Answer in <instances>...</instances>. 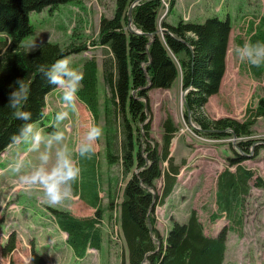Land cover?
I'll return each instance as SVG.
<instances>
[{
  "label": "trees",
  "instance_id": "obj_1",
  "mask_svg": "<svg viewBox=\"0 0 264 264\" xmlns=\"http://www.w3.org/2000/svg\"><path fill=\"white\" fill-rule=\"evenodd\" d=\"M78 1L0 0V156L12 146L10 137L25 123L15 119L7 106L9 86L17 79H24L29 95L23 110L31 113L30 123L41 122L45 117L46 97L55 88L47 84L39 67H49L56 60L86 48V45L74 44L63 48L57 43L45 42L37 51H27L22 41L33 29L30 13L46 8L53 11L61 4ZM114 1V14L112 17L101 16L99 36L94 41V45L104 48L103 89H99L97 61L90 58L82 65L84 79L78 95L96 124L100 113L105 115L109 210L116 204L120 183L124 182L119 225L128 257L121 264H229L225 261V252L228 232L232 228L227 225L216 236L207 235L199 214L191 210L186 222H173L165 239L156 228V207L165 203L174 191L185 163L176 164L171 156V142L179 130L171 116L162 123V143L151 136L149 92L151 89H169L179 82L184 92V116L187 121L197 124L196 133L211 139L240 138L237 145L230 143L234 156L228 158L227 166L217 178L220 214L240 223L238 209L244 197L249 195L252 186L264 187L263 179L242 164L250 155L258 156L264 150V138L254 139L252 129L258 118H264V97L245 120L208 119L202 113L209 98L217 94L222 85L231 20L213 16L199 23L183 19L176 25L164 22L165 30L161 35L157 24L162 6L160 0H138L131 15L128 11L136 0ZM174 3L172 0L171 8ZM129 22L133 28L127 27ZM258 28L259 32L257 30L249 41L264 42V30ZM252 69L257 74L263 72V66ZM78 160L83 161V194L98 197L96 175L102 173L98 157ZM116 168L118 171L114 176L113 169ZM161 178L159 191L157 181ZM78 185L76 182L75 186ZM52 211L58 227L67 234V242L76 257L84 258L89 249L100 251L104 236L97 227L103 216L99 207L93 217H77L60 209ZM214 218H220V215H214ZM16 247V233L13 232L2 247V255L10 257V264H13L11 254ZM27 264H46L44 256L33 244Z\"/></svg>",
  "mask_w": 264,
  "mask_h": 264
},
{
  "label": "rangeland",
  "instance_id": "obj_2",
  "mask_svg": "<svg viewBox=\"0 0 264 264\" xmlns=\"http://www.w3.org/2000/svg\"><path fill=\"white\" fill-rule=\"evenodd\" d=\"M160 1L165 3V7L162 6L159 9L157 19L159 31L165 29L164 22L176 25L182 19L199 23L213 16H218L220 19L230 18L233 28V45L229 53L225 76L219 92L209 98L202 113L208 119L231 117L245 120L248 118V115L257 109L259 100L264 97V66L263 72L255 73L250 65L238 59L235 49L249 42L250 37L257 30L259 32L258 27L264 30V0H179L172 9H169L172 0ZM114 11V0H80L61 4L53 11L46 8L41 12H31L30 24L33 29L23 39L22 45L29 52L37 51L45 42L57 43L63 48L71 44L86 45L84 51L63 58L69 59L71 67L81 74L83 63L87 59L95 58L100 69L99 89L102 90L104 85L101 79V67L104 48L94 45V41L99 36L101 16L112 17ZM165 13V17L162 18ZM129 26L131 22L128 23L127 27ZM160 34L162 35L161 32ZM183 93L179 82L169 89H151L149 92L151 136L156 142L162 143V123L171 116L179 127L171 142V156L176 164L182 161L185 163L178 175L173 194L166 199L165 203L156 207L154 213L156 228L165 239L173 222H186L191 210H196L207 235H217L226 225L232 228L227 238L228 246L225 255L227 263L264 264V187L252 186L249 195L244 197V202L238 209L241 224L234 223L235 221L229 219L224 213L220 214L217 202V178L227 166L228 158L234 156L230 143L237 145L240 138L230 136L223 139H211L196 133L194 128L197 124L187 121L184 116ZM60 108L59 100L56 104L53 98L51 100L50 96L46 97L45 117L41 121L42 124L37 123L36 128L42 126L41 130L45 135L55 131L54 116ZM64 124L67 128L61 125V129L66 134L65 142L72 149L86 130V126L96 123L92 113L79 99L78 111L70 115ZM68 124L71 126L69 129ZM96 125H99L104 133L105 115L102 112ZM252 129L254 139L258 141L263 139L264 118H258ZM104 147L103 134L95 153L98 163H107ZM22 151H26L23 146L12 147L4 158L0 157V169H4L7 163H12L17 153ZM10 157L11 159H8ZM27 160L31 163L25 171L38 163L37 154H29ZM78 162L83 163L81 160ZM242 164L264 181V150H261L258 156L250 155ZM104 166L102 164L103 169L100 167L102 176L99 172L100 192L104 198L99 208L103 216L97 225L103 232L104 243L100 251L91 250L89 259L84 262L75 259V254L67 242V234L58 227L52 211V209H60L70 211L77 217H93L96 210L93 211L87 207L85 200L81 199V201L75 197V188L78 186L73 185V196L70 200L59 206H53L42 198L41 192L24 191L19 186L15 174L11 172L0 174V264H10V257L2 255V247L13 232L16 233L17 245L12 253L13 264H27L29 255L31 256L32 244L36 249V240L39 238L43 240L44 245L36 251L44 256L46 264H121L123 259L126 260L127 250L119 225V205L122 200L124 182L120 183L121 190L120 195L116 197V204L109 210L107 183L101 182L102 177L107 179L103 176L107 171V167L105 171ZM117 171V168L114 169V176ZM162 182V178L157 181L159 191ZM217 214L220 218H214ZM235 214L238 215L237 210ZM155 243L159 246V240L156 239Z\"/></svg>",
  "mask_w": 264,
  "mask_h": 264
},
{
  "label": "clouds",
  "instance_id": "obj_3",
  "mask_svg": "<svg viewBox=\"0 0 264 264\" xmlns=\"http://www.w3.org/2000/svg\"><path fill=\"white\" fill-rule=\"evenodd\" d=\"M235 55L241 62L251 67L264 66V43L245 42L235 49ZM39 71L48 85L60 92L61 108L55 113V131L45 135L31 121V113L23 110L28 99L29 87L24 79H17L10 85L7 106L12 110L15 119L24 121L18 131L10 137L11 145L23 146L26 151L18 152L15 160L8 165L5 172L16 175L19 186L26 192L37 190L50 205L59 206L73 196V185L79 180L81 168L78 158L91 159L103 136V129L96 124L86 126L75 146L70 149L66 141L64 124L78 111V93L82 87L83 75L71 67L67 58L56 60L51 66L41 65ZM37 154L38 163L32 165L27 156Z\"/></svg>",
  "mask_w": 264,
  "mask_h": 264
},
{
  "label": "crops",
  "instance_id": "obj_4",
  "mask_svg": "<svg viewBox=\"0 0 264 264\" xmlns=\"http://www.w3.org/2000/svg\"><path fill=\"white\" fill-rule=\"evenodd\" d=\"M136 1H138V0H136ZM179 0H175V3H174V5H173V7H175V5L177 4V2H178ZM172 7V8H173ZM168 23H170V22H168ZM171 24V23H170ZM233 29V28H232ZM232 34H233V32H232V30H231V32H230V36H229V42H228V51H227V57H226V69H227V62H228V58H229V53H230V51H231V47H232ZM222 82H223V80H222ZM48 96H50L51 97V100H52V98H53V100L56 102V104H57V100H59L60 101V92H59V90H57V89H54L53 91H51L48 95H47V97ZM57 99V100H56ZM81 102V101H80ZM83 103V102H82ZM85 106H86V104L85 103H83ZM39 123V122H38ZM41 124H42V122H40ZM34 126L35 127H37L38 125H37V123H35L34 124ZM41 128H42V126H40V127H38L37 129H40L41 130ZM15 145H13V146H11L10 148H8L4 153H2V155L0 156V157H3L4 158V156L7 154V153H9V151L11 150V148L12 147H14ZM22 152H24V151H22ZM12 154V153H11ZM8 159H11V157L10 158H8ZM78 159H81V158H78ZM82 161V160H81ZM10 163H7L6 164V166H5V168L4 169H6L7 167H8V165H9ZM101 164V169H103L102 168V164L103 165H105L104 166V169H105V171H106V167H108V164L107 163H99V165ZM79 167L81 168V175H80V177L81 178H79V180L77 181V183L78 184H82V178H83V175H82V163H79ZM4 169H0V174H5V173H7V172H5L4 171ZM118 169V168H117ZM114 170V169H113ZM100 175L102 176V173H100ZM97 176V179H96V182H98L97 184H98V186H97V188H96V190H98V197H94V195L93 194H86V195H84L83 194V192H82V190H81V187H80V185H78V187L77 188H75V191H76V198L78 199V200H85L86 201V203H87V207H89L90 209H93V211L94 210H96L98 207H99V205L101 204V202H102V200L104 199L103 198V195H101V192H100V180H99V173L96 175ZM103 176H106L107 177V179L105 180L103 177H102V180H101V182L103 183V182H105L106 181V183L108 182V181H110L109 180V175L107 174V175H105V172H104V175ZM106 189L108 190V186L106 187ZM172 194H173V192H172ZM81 200V201H82ZM108 200V199H107ZM93 215V213L91 214V216ZM52 219H53V217H51ZM49 221H51V219H49ZM54 221V220H53ZM214 236H216V235H214ZM43 245H44V242H43V240L41 239V238H39V239H37L36 240V249L38 250V249H40L41 247H43ZM45 246H47V245H45ZM227 246H228V244H227ZM72 249V248H71ZM91 250H94V249H91ZM91 250H88V253H87V255L84 257V258H78V257H76L75 256V259L77 260V261H79V262H84L85 260H88L89 259V257H90V253L89 252H91ZM73 251V250H72ZM226 251H227V248H226ZM225 255H226V252H225ZM29 257H30V255H29Z\"/></svg>",
  "mask_w": 264,
  "mask_h": 264
},
{
  "label": "built area",
  "instance_id": "obj_5",
  "mask_svg": "<svg viewBox=\"0 0 264 264\" xmlns=\"http://www.w3.org/2000/svg\"><path fill=\"white\" fill-rule=\"evenodd\" d=\"M135 4H137V1H135V2L133 3V5H135ZM161 4H162L163 7H165V3L163 4V1H161ZM165 15H166V13L163 15L162 18H164ZM163 30H165V29H162V30H160V31L162 32Z\"/></svg>",
  "mask_w": 264,
  "mask_h": 264
},
{
  "label": "water",
  "instance_id": "obj_6",
  "mask_svg": "<svg viewBox=\"0 0 264 264\" xmlns=\"http://www.w3.org/2000/svg\"><path fill=\"white\" fill-rule=\"evenodd\" d=\"M131 13H132V7H130V9H129V11H128V14L129 15H131ZM183 99H184V94H183V97H182Z\"/></svg>",
  "mask_w": 264,
  "mask_h": 264
},
{
  "label": "bare ground",
  "instance_id": "obj_7",
  "mask_svg": "<svg viewBox=\"0 0 264 264\" xmlns=\"http://www.w3.org/2000/svg\"><path fill=\"white\" fill-rule=\"evenodd\" d=\"M168 8V7H167Z\"/></svg>",
  "mask_w": 264,
  "mask_h": 264
}]
</instances>
